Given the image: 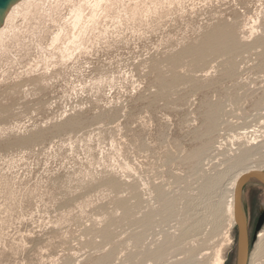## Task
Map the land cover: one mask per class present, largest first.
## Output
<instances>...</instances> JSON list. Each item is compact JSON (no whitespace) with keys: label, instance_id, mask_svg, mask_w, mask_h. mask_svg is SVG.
<instances>
[{"label":"rangeland","instance_id":"1","mask_svg":"<svg viewBox=\"0 0 264 264\" xmlns=\"http://www.w3.org/2000/svg\"><path fill=\"white\" fill-rule=\"evenodd\" d=\"M37 1L0 33V264L226 261L229 182L264 170V0Z\"/></svg>","mask_w":264,"mask_h":264},{"label":"bare ground","instance_id":"2","mask_svg":"<svg viewBox=\"0 0 264 264\" xmlns=\"http://www.w3.org/2000/svg\"><path fill=\"white\" fill-rule=\"evenodd\" d=\"M33 0H19L17 1L16 3H14L8 13L6 14L5 18H4V22L2 24V26L0 27V33L3 32L8 20L11 18V16L13 14H15L16 12H19V7L24 5L25 3H29V2H32ZM38 3L41 2V0H38L37 1ZM99 4V3H98ZM101 4V3H100ZM100 6V5H99ZM76 7V6H75ZM74 11V19L75 21H80V19L82 18V9L81 7H77ZM95 12V11H94ZM84 14V13H83ZM225 36V35H224ZM230 36V35H229ZM219 38V37H218ZM230 38V37H229ZM212 40V39H211ZM230 40V39H229ZM226 39V41H229ZM223 41V40H222ZM231 42V41H229ZM211 43V42H209ZM215 43V42H213ZM230 44V43H229ZM207 45V44H206ZM224 46V44H223ZM230 47V46H229ZM216 48V46H215ZM213 49V48H212ZM231 49V48H229ZM211 50V49H210ZM225 51V50H224ZM205 52V50H204ZM229 59V58H228ZM214 124V123H213ZM233 144V143H232ZM239 165V164H238ZM237 166V165H236ZM228 170V169H227ZM224 171V170H223ZM252 171H257V172H264L263 170V165H260V164H257V163H252V164H247V165H244V166H241V168H239V170L234 174V176L232 177L231 181L229 182V186L228 188L230 189L229 191H231V200L229 202V211H230V226L233 227L234 224H236V217H235V212H236V209H237V206H236V197H237V186H238V183L240 181V179H242V177L244 175H246L247 173H250ZM222 175V174H221ZM218 177V176H217ZM220 177V176H219ZM219 177H218V181L219 183L221 182V180H219ZM214 179V178H213ZM218 181H216L218 183ZM114 182V181H113ZM215 182V181H214ZM218 183V184H219ZM216 184V183H215ZM216 184V185H218ZM211 186V185H210ZM219 187V186H218ZM211 198V197H210ZM198 205V204H197ZM205 205V204H204ZM227 207V206H226ZM244 207V206H243ZM168 209V208H167ZM219 210V209H218ZM220 211V210H219ZM127 212V211H126ZM213 214V213H212ZM216 215V214H215ZM213 216H211L212 218ZM199 221V220H198ZM199 226V225H198ZM216 226V225H215ZM214 227V226H213ZM105 237V236H104ZM232 242V239H229V243ZM167 244V243H166ZM165 250V249H164ZM220 252V250H219ZM158 256H160L162 254V250L159 251L158 253ZM264 254V232L263 230L258 234V237H257V243H256V250L253 252V256H252V262L251 264H259L258 262V259L259 257H261V255ZM215 258V257H214ZM224 260L223 258L218 254V258H217V261H216V264H223Z\"/></svg>","mask_w":264,"mask_h":264},{"label":"water","instance_id":"3","mask_svg":"<svg viewBox=\"0 0 264 264\" xmlns=\"http://www.w3.org/2000/svg\"><path fill=\"white\" fill-rule=\"evenodd\" d=\"M19 0H0V27L4 22V18L8 13L10 7ZM253 182L264 186V172L252 171L247 173L240 179L237 186V201H236V225L238 226V242H237V264H247L249 257V239L248 230L246 224L245 211L243 207V188L249 183ZM263 223V216H261L253 237V241L256 240L258 233L261 230Z\"/></svg>","mask_w":264,"mask_h":264},{"label":"flooded vegetation","instance_id":"4","mask_svg":"<svg viewBox=\"0 0 264 264\" xmlns=\"http://www.w3.org/2000/svg\"><path fill=\"white\" fill-rule=\"evenodd\" d=\"M243 206H244L246 224L248 230L249 252H250L255 230L261 216H263V223L261 229L264 226V186L253 182L247 183L243 188ZM262 230H260V232ZM237 231H238V226H237ZM235 240H236V246L232 251H230L228 258L226 259V261L224 260L225 263L223 262V264H237L236 251H237V242H238V232Z\"/></svg>","mask_w":264,"mask_h":264}]
</instances>
